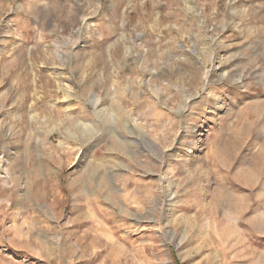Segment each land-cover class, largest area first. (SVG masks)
Returning <instances> with one entry per match:
<instances>
[{
    "label": "rangeland",
    "instance_id": "374dc122",
    "mask_svg": "<svg viewBox=\"0 0 264 264\" xmlns=\"http://www.w3.org/2000/svg\"><path fill=\"white\" fill-rule=\"evenodd\" d=\"M0 264H264V0H0Z\"/></svg>",
    "mask_w": 264,
    "mask_h": 264
}]
</instances>
